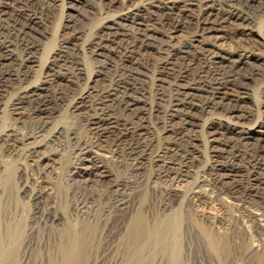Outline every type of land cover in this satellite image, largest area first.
<instances>
[{
	"label": "rangeland",
	"instance_id": "obj_1",
	"mask_svg": "<svg viewBox=\"0 0 264 264\" xmlns=\"http://www.w3.org/2000/svg\"><path fill=\"white\" fill-rule=\"evenodd\" d=\"M161 1L0 0L5 22L38 44L28 81L34 90L49 88L44 83L62 47L77 53L81 70L59 87L62 95L49 90L37 103L22 106L14 104L12 90L0 99V241L6 242L8 229L21 226L14 264H59L57 249L68 232L86 236L87 246L75 264L129 263L127 231L136 217L149 230L175 217L180 222L178 237L170 235L165 248L155 252L145 249L141 264H264V196L249 187L251 164H264V141L257 133L264 124V0L256 1L250 22L241 26L223 21L225 8L218 4L207 11L205 0H176L170 12L154 5ZM122 15L128 24L144 23L153 48L133 58L123 48H102L101 36ZM170 45L190 52L184 59L172 57L167 68L161 49ZM211 50L234 60L241 54L245 62L241 77L227 91L239 96L249 117L241 122V136L218 111L198 117L186 137L164 131L158 85L164 94L176 86L209 89L204 81L215 79L206 57ZM120 72L141 79L140 107L152 133L145 140L114 131L94 133L84 112L74 109L80 93L100 92L103 82ZM46 100L51 102L48 111H36ZM82 143L90 148L88 155L77 152ZM177 151H190L192 160H181ZM220 168L224 174L230 168L238 173L218 177ZM115 185L129 188L123 208L110 207ZM47 214L58 221L42 225Z\"/></svg>",
	"mask_w": 264,
	"mask_h": 264
},
{
	"label": "bare ground",
	"instance_id": "obj_2",
	"mask_svg": "<svg viewBox=\"0 0 264 264\" xmlns=\"http://www.w3.org/2000/svg\"><path fill=\"white\" fill-rule=\"evenodd\" d=\"M256 1L257 0H205L204 3L206 5L207 11L208 10L211 11V9L213 10V7L215 6V4H218L219 6H221V8L224 7L225 10L223 11H224L225 16H224L223 21L230 22V23L231 22L238 23L241 26V22L242 23L250 22L249 10L255 5ZM176 2H177L176 0L175 1L165 0L163 2L162 1L158 2V4H154V5L158 8L160 7V9L169 10L170 12H172ZM126 14L128 15L129 12ZM210 14L211 12H209V15ZM127 15H122L120 17V20L114 21L112 26L110 25L107 31H105L104 34L102 33L103 35L101 36L100 44L103 45L102 48L104 47H110V48L118 47L120 49L123 48L127 54V57L133 58L135 54H139L141 52L147 51L150 48H153L154 41L152 40L153 39L152 35L149 34L147 28L143 25L144 23L142 24L141 22L140 23L137 22V23H133L132 25L128 24V22L126 23ZM2 16L3 15L0 12V99L3 98L4 95L8 93V91L12 90L14 92V94L12 95V97L15 99L14 104L18 106H22L25 102H28L31 104V102H34L37 99L39 101V98L45 95V93H49L50 91H54L56 95H62L59 87L62 86L63 84L72 82L71 80L74 79V77L78 75L81 71L79 68L78 62H77V53L72 50H69L66 47L60 48L54 56L55 66L53 65V68L51 69L50 74L48 75L44 83V84H48L49 86L48 85L47 86L49 88L47 87L43 88L44 87L43 86L42 87L43 89H39L40 91L37 92V90H34L31 87L28 81L30 78L31 68H33V66L35 65V61H36L35 54L38 51V44H36L34 41H32L29 38V36L27 35L28 32L26 34L20 29H19L20 31H18L15 28L8 25ZM214 37H216V35H214ZM17 50L19 51L18 55L16 53ZM158 51H159V48H158ZM161 52H162L161 54L166 57L162 61L163 62L162 65L169 68L168 66L171 65L172 57L174 58V56H176L178 58L184 59L189 54L190 50H189V47H186V46L175 48L170 45V46H165L163 49H161ZM206 57L208 61L207 63H209L208 64L209 68L212 70L211 72H213V75L215 76V79L213 80H209V81L202 80L204 81V83H206L205 85L208 86L209 89H205V87L202 85L201 86L200 85L199 86L198 85L183 86V87L176 86L172 88L168 94H164V92L162 91V86L158 85V90H157L158 93L156 96L158 100V105L164 104L163 106L164 109L161 115L162 116L161 123L163 125V130L166 132H170V133L177 132L178 134L177 133L175 134L180 135V136L185 135L186 137V131H189V129H191V128L188 129L187 127L189 126L191 127L194 124V121L198 119V117H200L203 114H209L211 112L218 111L223 114L224 119H225L224 122L228 125V128L230 129L232 128L231 130L236 131V134L241 136V129L242 130L245 129V127L242 126L244 124H241V122L246 120L248 116L246 112L243 111L245 109H242L243 107L241 108V103L240 101H238L239 96L238 97L236 95L233 96L230 93H228L229 92L228 86L230 84L233 85L241 77V64H244L245 62L241 60V54L237 56L238 58L234 60L231 58L230 59L225 58V56L220 57L217 53H215V51H212V50L211 52L207 53ZM200 59L201 58H199V60ZM210 78H213V77H210ZM103 79L104 78H102V80ZM140 82H141V79H139L133 73H124V74H121V72L120 74L116 73L113 76V78L109 79V81L105 80L103 82L104 89L100 90V92L88 90V91H84L80 93L74 99V104H75L74 109L78 110L79 112H84V114L87 117V119L85 118L86 122L88 126L91 128V130L94 131V133L105 134V133L114 131V132L119 133L120 137H123L125 135H134L140 140L141 139L145 140L147 139L148 136H151L152 133H151V127L147 123V118L145 116L147 113L145 114L142 111V108L140 107V104L143 103V101L141 100V83ZM236 84H238L239 86V83H236ZM237 87L232 88V91L233 89L234 91H236L235 88ZM52 97L54 98V96ZM50 103L51 102L49 100H46L38 106L37 110L36 109L35 110L38 112L44 113L48 111ZM116 111L125 115L127 119L123 120V119L115 118L114 112ZM46 128H47L46 124L42 125L41 127L38 128V131L43 132L45 131ZM247 129L253 130L254 128H247ZM262 130H263L262 132H257L261 134L258 138L259 141L260 140L264 141V124H263ZM137 144L139 145V143ZM184 148H186V146ZM76 149L79 155L81 156L88 155L91 152L90 148H88L85 144L83 145V143L80 144L78 148ZM189 152L182 154L183 151L182 153H179L177 151L178 153L177 155L179 156L181 160L190 162L192 160V156L190 155L191 152L190 153ZM253 159H256V158H253ZM251 165L253 166V168L251 169L252 173L249 178L250 179L249 187L251 190L255 191V193L261 194L262 196H264V182L263 180H261V177H264V164L255 163ZM230 170H229V173L224 174L223 171L225 170L223 168H220L218 170L219 171L218 173H223V174H219L218 177L220 176L222 178H228L230 176L232 177V175L233 176L237 175L238 172H235L233 170L230 171ZM163 177L166 178L167 174H164ZM128 191H129L128 186H125V185L116 186L115 185V187L113 188V195H112V202H111L112 206L110 205V207L111 208L125 207V205L127 204L125 195L128 193ZM109 200L111 201V199ZM250 215H252L251 217L254 218L255 213L250 212ZM57 221L58 220L55 217H52L50 214H47L42 217L41 224L48 225V223L53 224ZM179 223H178V219L175 217L171 220L166 221L162 225L161 224L156 225L155 227L152 226L153 228L149 230L146 228L147 225H145L144 220L140 217H136L129 226V229L127 231V238L125 237L128 243L127 251H129V253L132 256L131 258L132 261L129 263L126 262V264H141L142 262H140L141 260L140 255H142V252H144L145 249L150 248L152 252H155L158 249L165 248L167 238L170 235L173 236L175 239L178 237V233H179L178 224ZM17 226L15 228L13 227L11 229H8L7 232H5L6 242L5 241L3 242V240L0 241V264H14L16 261L17 244L21 236V230H20L21 226H18V227ZM78 233L68 232L66 233L67 235H65V237H62L63 242L61 241L59 242L60 245L58 246V249H57L61 255L60 256L61 261L59 264H75V261H77L76 259L79 258V255L82 252V250L85 251L84 248H86L87 246L86 245L87 242H85L83 238L85 235L82 237L81 233L80 234ZM3 237H5L4 234H3ZM175 248L173 252L176 251ZM173 264H176V262Z\"/></svg>",
	"mask_w": 264,
	"mask_h": 264
}]
</instances>
